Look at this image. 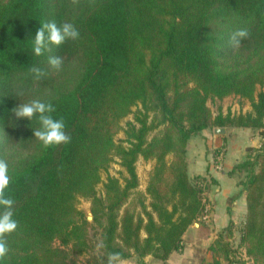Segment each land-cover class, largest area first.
<instances>
[{
    "label": "trees",
    "instance_id": "obj_1",
    "mask_svg": "<svg viewBox=\"0 0 264 264\" xmlns=\"http://www.w3.org/2000/svg\"><path fill=\"white\" fill-rule=\"evenodd\" d=\"M46 21L74 24L79 38L34 55V34ZM242 28L249 36L231 47L230 34ZM50 56L62 58L59 70ZM33 67L46 75L36 80ZM263 82L264 0H0V159L18 222L5 236L9 251L0 264H109L113 253L112 264L133 255L166 260L182 249L192 223L210 231L211 220L203 224L201 216L215 180L189 177L186 147L192 135L216 126L263 136L231 173L243 175L245 189L239 246L264 264ZM230 94L248 99L250 110L213 116L207 99ZM37 99L55 106L70 143L44 148L33 136L38 121L12 111ZM121 129L124 139L115 140ZM139 156L156 164L149 201L139 196L136 210L124 205L138 185ZM114 157L126 175L122 182L108 176L97 196ZM79 197L91 199L92 220L77 207ZM233 229L230 223L209 245L214 264H244Z\"/></svg>",
    "mask_w": 264,
    "mask_h": 264
},
{
    "label": "crops",
    "instance_id": "obj_2",
    "mask_svg": "<svg viewBox=\"0 0 264 264\" xmlns=\"http://www.w3.org/2000/svg\"><path fill=\"white\" fill-rule=\"evenodd\" d=\"M216 127L204 129L192 135L188 141V148L190 149L189 143L193 148V153H190V150L188 152L191 156L188 169L196 174L208 173L215 180V183L210 184L209 190L206 192L211 203V218L209 221L211 220L212 224L209 226L210 231L199 229V224L191 225L183 235L182 249L173 251L164 261L148 254L141 258L133 255L113 264H214V256L209 249V245L215 239L217 233L230 223L234 224L233 230H235L236 217L239 216L241 210L245 212V193L241 191L238 178L231 173L234 165L238 163L242 156V147L232 148L235 145L233 138L237 136L236 132L238 133V130L236 128L231 131L223 127L225 128L224 133H216L214 132ZM243 131L246 133L250 129L244 128ZM244 142L245 140L242 141V143ZM196 145L198 147H195ZM222 145L225 146L223 148L222 166L217 169V166L213 164L212 153L208 150ZM236 242L238 240L234 237L232 243ZM242 259L245 261V255L242 256ZM246 263L247 261H245Z\"/></svg>",
    "mask_w": 264,
    "mask_h": 264
},
{
    "label": "clouds",
    "instance_id": "obj_3",
    "mask_svg": "<svg viewBox=\"0 0 264 264\" xmlns=\"http://www.w3.org/2000/svg\"><path fill=\"white\" fill-rule=\"evenodd\" d=\"M77 3V0H72ZM249 36L247 29H237L229 36V43L233 48H239L242 40ZM79 38V31L74 24L63 22L57 24L55 21H46L40 23V27L34 34L32 40V51L34 55L41 56L49 50V45L59 46L66 40H76ZM63 61L57 56H50L48 64L52 69L59 70ZM36 80L41 79L46 72L39 68L30 69ZM18 118H26L31 121L35 118L40 127L33 130V136L41 142L44 148L55 145L67 144L71 141V136L65 131V121L63 118L54 117L55 106L50 102L41 100H32L28 103L20 104L12 109ZM8 164L4 159H0V261H3L8 254V246L5 236L14 232L18 227V222L13 218L14 200L6 194V189L10 183ZM103 244H98L97 248H102ZM118 253H113L109 257V264L118 257Z\"/></svg>",
    "mask_w": 264,
    "mask_h": 264
},
{
    "label": "rangeland",
    "instance_id": "obj_4",
    "mask_svg": "<svg viewBox=\"0 0 264 264\" xmlns=\"http://www.w3.org/2000/svg\"><path fill=\"white\" fill-rule=\"evenodd\" d=\"M259 89L264 90V82L262 84L261 87H258ZM207 106L210 108L213 116H215L218 112H222L223 114L230 112L231 114H238L240 112L244 113L246 111L250 110V101L248 99H244V98H239L237 95H227L224 96L222 98H208L207 99ZM136 106L132 107V112L129 113L128 115H126L124 118H122L120 124L125 127V124L127 121H131L133 120V111H135ZM238 130V133L236 132L237 136H235L233 139V143L235 144L232 148H239L242 147V151H241V158L238 161V163L242 162L247 155V149L249 147H254L257 148L260 146L262 140H263V136L260 133L259 129H251V128H247L250 129V131H243L244 128L246 127H231L228 126L226 127L227 130H233L236 129ZM153 133H151L149 135V137L152 135ZM124 132L123 129H121L116 135H115V140H121L124 139ZM245 140L244 143H242V141ZM189 141V140H188ZM189 147L188 148V143H187V147H186V159H187V172L190 178H193L196 173L191 172L190 169H188V165L191 163V156H189V150L190 153H193V148L191 146V144L189 143ZM195 147H198L197 145ZM225 146H219V147H214L208 150V148H206L208 150V152L212 153V158H213V164L216 165L217 169L219 167L222 166V161H223V148ZM220 148V153L218 155L215 156V151L217 149ZM192 150V151H191ZM172 154H167L165 156V160L169 161L171 158ZM236 163V164H238ZM156 164V159L155 158H143L142 156H139L135 162V170L138 176V185L132 190L128 201L125 203L124 206L129 207V208H133L136 210H140V206L137 203V198L139 196H145V203H147L149 201V198L146 197L145 194V189H146V185L148 183L149 177L152 173V170L154 168ZM235 164V165H236ZM191 168V167H190ZM203 175H205V173H202ZM237 178H238V182L241 178H243V175H237L235 173H233ZM101 181L96 185V194L97 196H102L104 194V188H103V183L106 181V178L108 176H113V177H117L119 179L120 182H122V178L123 176L126 175L125 169L124 167H122L120 165V161L117 157H114V159L110 162L107 170H102L101 171ZM205 185L208 183H204ZM241 191H244L245 193V189L244 187L241 185ZM206 197L204 198L205 200V208H204V215L201 216V222L203 224H208L209 219L211 218L209 215L210 209H211V203L207 198V195H205ZM91 199L90 198H85V197H79L78 201H77V207L84 213V215H86V218L88 220H92V210H91ZM244 208V206H243ZM245 213H246V199H245V212H243L242 210L239 213V216L236 217L237 221L235 225V230L233 231V236H232V242L234 240V237L237 238L238 242L234 243L236 249H237V256H239V258L242 259V256L245 255V261H247L246 264H255L253 259L246 256L245 253V249L243 247L239 246V239H240V227L241 224L244 221V217H245ZM91 217V218H90ZM239 222V223H238ZM197 222L192 223L191 225L195 224ZM199 223L195 224L198 225ZM190 225V226H191ZM189 226V227H190ZM204 228H200L199 229H205ZM206 230V229H205ZM207 231V230H206ZM185 233V232H184ZM144 235V234H143ZM184 235V234H183ZM243 260V259H242ZM84 258H78L75 262V264H84L83 263ZM245 261L243 260L244 264Z\"/></svg>",
    "mask_w": 264,
    "mask_h": 264
},
{
    "label": "water",
    "instance_id": "obj_5",
    "mask_svg": "<svg viewBox=\"0 0 264 264\" xmlns=\"http://www.w3.org/2000/svg\"><path fill=\"white\" fill-rule=\"evenodd\" d=\"M214 132H216V133H224L225 132V128H223V127H216L214 129ZM195 224H197V223H195Z\"/></svg>",
    "mask_w": 264,
    "mask_h": 264
}]
</instances>
